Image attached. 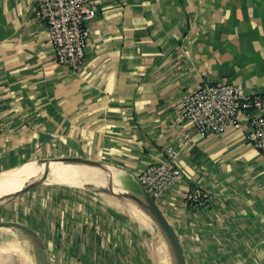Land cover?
<instances>
[{
  "label": "crops",
  "instance_id": "obj_1",
  "mask_svg": "<svg viewBox=\"0 0 264 264\" xmlns=\"http://www.w3.org/2000/svg\"><path fill=\"white\" fill-rule=\"evenodd\" d=\"M38 1L0 0V175L80 157L128 173L140 193L138 176L175 147L182 181L159 205L188 264H264V157L246 121L210 137L176 123L207 83L264 96V0H92L80 70L58 65ZM192 187L207 207L187 204ZM92 188L1 197L0 264H175L156 225Z\"/></svg>",
  "mask_w": 264,
  "mask_h": 264
},
{
  "label": "built area",
  "instance_id": "obj_2",
  "mask_svg": "<svg viewBox=\"0 0 264 264\" xmlns=\"http://www.w3.org/2000/svg\"><path fill=\"white\" fill-rule=\"evenodd\" d=\"M98 15L92 0H39L38 16L45 24L48 41L54 48L58 65L80 70L85 63L89 23ZM246 121L247 141L264 157V96L247 95L230 82L207 83L191 91L182 101L176 123L201 137L224 135ZM2 132L0 114V133ZM190 142L187 133L179 139ZM180 149L168 147L165 159L153 163L139 176L142 189L158 204L182 181L177 165ZM191 207H207L212 197L192 187L185 195Z\"/></svg>",
  "mask_w": 264,
  "mask_h": 264
},
{
  "label": "bare ground",
  "instance_id": "obj_3",
  "mask_svg": "<svg viewBox=\"0 0 264 264\" xmlns=\"http://www.w3.org/2000/svg\"><path fill=\"white\" fill-rule=\"evenodd\" d=\"M44 183L67 185L71 187H82L89 184L100 187L107 183H111L115 187L139 193L136 180L123 171L110 169L100 171L83 167L57 165L52 166L50 172H44L43 168L29 163L19 169L5 172L0 175V197L7 196L8 198L19 193L21 194L35 185ZM132 209L142 223L153 227L155 226L150 216L140 208L132 206ZM161 262L163 261L161 260Z\"/></svg>",
  "mask_w": 264,
  "mask_h": 264
},
{
  "label": "water",
  "instance_id": "obj_4",
  "mask_svg": "<svg viewBox=\"0 0 264 264\" xmlns=\"http://www.w3.org/2000/svg\"><path fill=\"white\" fill-rule=\"evenodd\" d=\"M29 163H32L39 168H43L44 171H49L52 166L57 165L69 167H84L100 171H104L106 169L104 168V165L99 162L80 157H61L55 159L38 160ZM88 186L95 187L92 184H89ZM96 190L98 192L114 196L126 203L137 206L142 211H144L148 216H150V218L153 220L156 227L166 240L172 253L174 263L188 264L184 253V248L176 229L169 222L160 205L155 202L143 189H141L140 193H134L120 187H115L111 183H107L106 185L96 187ZM9 225L10 223H0V227H6ZM42 261L43 264H48L45 255H43Z\"/></svg>",
  "mask_w": 264,
  "mask_h": 264
},
{
  "label": "rangeland",
  "instance_id": "obj_5",
  "mask_svg": "<svg viewBox=\"0 0 264 264\" xmlns=\"http://www.w3.org/2000/svg\"><path fill=\"white\" fill-rule=\"evenodd\" d=\"M93 190H95L96 189V187H94V188H92ZM119 203H121V202H119ZM124 203V202H123ZM122 204V203H121ZM122 205H124V207L125 208H127V206L125 205V204H122ZM156 233H158V232H156ZM158 235V234H157ZM160 235V234H159ZM157 242H158V244L160 245V243H159V241H158V237H157Z\"/></svg>",
  "mask_w": 264,
  "mask_h": 264
}]
</instances>
